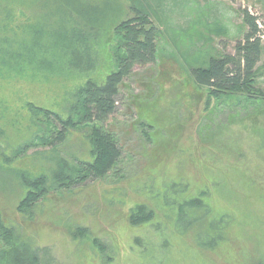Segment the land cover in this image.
<instances>
[{
	"label": "rangeland",
	"instance_id": "374dc122",
	"mask_svg": "<svg viewBox=\"0 0 264 264\" xmlns=\"http://www.w3.org/2000/svg\"><path fill=\"white\" fill-rule=\"evenodd\" d=\"M84 1L101 6L106 2L93 13L98 35L93 46L103 77L110 33L132 13L127 0ZM161 4L162 23H155L156 59L133 68L121 86L117 112L106 123V129L120 137L121 160L115 172L68 191H50L21 212L17 208L25 190L19 173L48 177L55 156L90 158L82 131L70 132L54 152L41 145L37 138L45 132L37 126L42 119L33 117L27 106L64 117L70 96L84 79L36 70V65L25 62L21 66L26 69L17 75L0 67V218L31 248L47 249L46 256L40 252L41 264H145L148 257H157L155 247H160L151 243L155 227H130L127 216L134 207L145 205L157 222L170 226L173 217L162 204L151 202L150 194L171 183L180 184L188 197L204 192V204L228 224L224 239L213 250H198L191 235L182 242L170 241L169 264L264 263V107L244 108L230 101L208 107L205 90L194 84L189 72L191 65L209 56L233 53L245 31L243 9L257 17L262 32L260 69L264 0H164ZM67 9L62 0H0V46L4 39L28 47L50 44V33L63 32L75 23L67 18ZM101 27L105 34H99ZM43 54L42 50L37 57ZM261 73L256 82L264 90V68ZM154 112L166 135L150 147L136 127L139 121L156 123ZM29 141L36 146L15 157L18 147ZM148 164L153 168L150 174Z\"/></svg>",
	"mask_w": 264,
	"mask_h": 264
},
{
	"label": "trees",
	"instance_id": "16d2710c",
	"mask_svg": "<svg viewBox=\"0 0 264 264\" xmlns=\"http://www.w3.org/2000/svg\"><path fill=\"white\" fill-rule=\"evenodd\" d=\"M127 1L132 17L117 22L110 33L111 43L107 46L108 68L106 67L103 77L98 72L101 69L98 67L99 55L93 46L98 36L94 34L97 22L93 13L101 11L106 2L101 6L88 4L84 0H62L63 5L68 8L63 11L69 20L75 19V23L68 30L50 33L48 45L35 44L28 47L24 43L16 45L15 40L11 43L3 40L4 45L0 46V67H6L3 70H14L17 75L26 69L21 66L25 62L27 65H36V70L43 69L48 73L84 79V83L70 96L64 117L31 105L27 109L33 117L42 119L41 125L37 126H43L45 132L37 138L41 145L49 146L54 152L56 147L66 141L70 132L82 131L90 147V158L79 160L55 156L50 162L48 177L44 173H38L33 178L19 173L18 180L25 190V195L18 204L19 212L31 209L50 191H68L91 180L105 179L115 172L121 160L120 137L108 131L106 123L117 112L121 86L131 75L133 68L154 63L156 59L155 41L159 28L155 23H162L160 14L164 0ZM240 14L245 31L236 40L233 53L209 56L205 61L189 67L194 84L205 90L208 107L212 102L218 105L231 103L244 108L264 107V90L256 82L264 68V65L260 69L258 67L263 53L262 32L257 17L246 9ZM101 32L106 33L102 27L99 34ZM30 43L32 42L28 44ZM42 50L43 58L37 57V53ZM93 73L95 76L91 78L90 74ZM156 114L154 112L153 119L158 127L153 120L139 121L136 127L150 147L160 136L166 135ZM32 126L36 127V124L32 123ZM34 146L36 145L32 141L25 142L18 147L14 156L17 157ZM147 158L149 163L150 158ZM148 167L151 168L149 164ZM147 171L150 174L153 168ZM181 187L180 184L171 183L163 186L161 191L156 190L150 194V201L162 204L163 209L168 210V214L173 217L170 226L168 223L165 226L157 222L153 210L145 205L136 206L128 213L130 227H155L151 236L154 241L151 243L155 242L160 247V250L155 247L159 254L157 257H148L145 264L156 261L158 264H169L167 253L172 240L181 241L191 235L194 246L198 250L207 251L213 250L224 239L228 223L223 217L216 218L204 204L205 193L198 192L194 197H188ZM175 189L177 190L174 191ZM77 233L82 236L80 230ZM135 242L141 244L138 239ZM46 250L31 248L0 218V264H41L40 252L43 251L46 256ZM49 260L50 258L47 259L48 262Z\"/></svg>",
	"mask_w": 264,
	"mask_h": 264
}]
</instances>
